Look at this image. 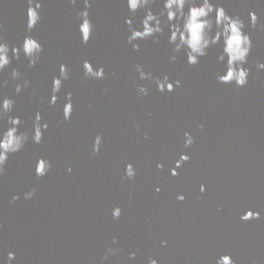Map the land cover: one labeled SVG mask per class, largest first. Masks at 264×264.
<instances>
[{
    "label": "water",
    "instance_id": "obj_1",
    "mask_svg": "<svg viewBox=\"0 0 264 264\" xmlns=\"http://www.w3.org/2000/svg\"><path fill=\"white\" fill-rule=\"evenodd\" d=\"M222 3L245 21L253 42L248 83L240 88L217 82L219 47L196 65L186 63L183 51L171 61L167 28L158 42L138 40L139 50H133L126 41L125 0H92L87 43L78 31L82 0L75 5L43 0L41 20L31 33L25 26L26 0H0V36L11 46L30 34L43 47L33 67L21 56L0 73V81H7L0 94L14 99L11 115L24 121L21 130L30 132L37 111L48 124L40 143L29 139L10 154L0 176L5 264L9 251L15 254L11 264H147L149 258L158 264H215L221 254L235 264H264V70L255 67L264 62L259 27L264 2ZM151 7L159 11V0ZM249 10L259 18L254 29L247 26ZM142 16L140 10L132 18L135 27ZM85 60L102 65L104 79L85 78ZM60 64L67 65L69 78L50 105L51 80ZM137 64L154 77L179 80L180 86L158 91L154 81L139 79ZM11 68L21 73V82H30L19 94L8 75ZM138 85L148 89L146 95H138ZM67 93L73 111L64 120ZM185 132L194 140L187 148ZM97 135L102 143L94 153ZM181 153L189 159L173 176L170 169ZM37 157L52 165L42 177L34 172ZM129 163L133 179L124 174ZM33 188L32 198L25 199L23 193ZM115 207L121 210L118 218L112 216ZM247 209L259 218L241 220ZM109 248L116 251L109 254Z\"/></svg>",
    "mask_w": 264,
    "mask_h": 264
},
{
    "label": "clouds",
    "instance_id": "obj_2",
    "mask_svg": "<svg viewBox=\"0 0 264 264\" xmlns=\"http://www.w3.org/2000/svg\"><path fill=\"white\" fill-rule=\"evenodd\" d=\"M43 0H26V32L31 33L32 29L41 20L40 9ZM71 5H75L78 0H67ZM157 0H125L129 16L125 17V23L128 25V35L126 41L135 51L139 50L138 40H146L152 38L154 42H158V37L167 28V41L171 45L173 55L169 57L171 61L176 60L175 53L183 51L188 65H196L200 62V58L208 55L210 48L219 47L216 60L222 65V71L216 73V80L222 84H233L236 88L245 86L248 83L250 69L247 67L249 63V54L251 52L253 42L250 34L245 31V21L236 14H229L226 11L222 0H159L161 5L159 11H153L152 5ZM264 2V0H262ZM84 7L77 13L80 23L78 31L81 35V42L87 43L92 32L93 24L89 16L88 9L91 7L92 0H82ZM140 10H143V16L140 19L138 27L133 25V17ZM258 16L255 11H248V28L254 29L258 26ZM264 28V23L259 24ZM43 47L39 40L30 34H26L21 42L13 45L0 36V73L9 67L13 60H19L23 56L28 67H33L39 62ZM257 70H264V62L256 61ZM83 75L85 78L104 79L105 70L102 65L93 66L88 60L82 64ZM136 71L141 80L154 81L156 89L160 92L174 90V87L180 86V81H170L167 75L153 76L151 72L143 71L141 65H136ZM8 75L13 81H17L14 86V92L19 94L22 89L28 88L30 82L28 80L20 81L21 73L16 68H11ZM67 65L60 64L58 75L53 76L50 85V99L48 103L54 105L58 99L63 82L67 80ZM7 81H0V87ZM138 95H146L148 89L144 85H138ZM15 101L12 97L0 94V176L4 174L5 165L10 154L21 151L25 144L31 139L35 144L41 142L44 132L48 128L47 122L42 120L39 111L34 114L32 119V127L30 132L21 130L24 121L19 115H11L14 109ZM73 111V103L71 93L66 94L65 102L62 107V115L64 120H69ZM184 146L187 148L194 143L193 137L188 133H184ZM102 138L97 135L93 141V152L99 151ZM189 156L181 153L179 158L175 160V167L170 169V174L177 175L176 169L187 161ZM52 167L51 162L43 157H37L34 172L38 177H42ZM160 168L162 165L157 164ZM71 171V168L68 169ZM124 174L128 179H133L135 169L131 163L125 165ZM160 189L157 188L156 191ZM200 192L205 191L203 184L199 187ZM35 193V189H30L23 193L25 199H30ZM19 198L14 194L12 200ZM178 200H183L182 194L177 195ZM11 202V201H10ZM120 208L115 207L112 210L113 218L120 216ZM259 212L247 209L243 212L240 219L247 221L249 219L259 218ZM113 237V243H115ZM161 245H165L166 241H161ZM109 254H113L116 249L109 248ZM135 253H129V259H134ZM15 259L12 251L7 253V264H11ZM106 259V257H105ZM0 264H5L0 259ZM147 264H158L155 258H149ZM215 264H235L229 254H221L215 261Z\"/></svg>",
    "mask_w": 264,
    "mask_h": 264
}]
</instances>
